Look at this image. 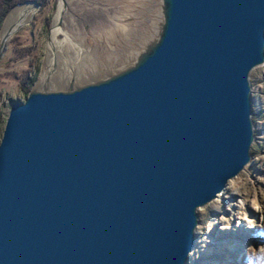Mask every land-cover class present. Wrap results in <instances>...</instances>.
Segmentation results:
<instances>
[{
  "label": "water",
  "instance_id": "1",
  "mask_svg": "<svg viewBox=\"0 0 264 264\" xmlns=\"http://www.w3.org/2000/svg\"><path fill=\"white\" fill-rule=\"evenodd\" d=\"M151 7L136 47L65 70L55 57L11 104L0 264H186L198 209L251 161L264 0ZM22 25L1 35L0 53Z\"/></svg>",
  "mask_w": 264,
  "mask_h": 264
},
{
  "label": "rangeland",
  "instance_id": "2",
  "mask_svg": "<svg viewBox=\"0 0 264 264\" xmlns=\"http://www.w3.org/2000/svg\"><path fill=\"white\" fill-rule=\"evenodd\" d=\"M60 1L41 4L33 18L10 35L0 53V141L11 104L25 100L28 81L37 79L49 61ZM65 1L63 27H57L60 63L67 56L71 62L84 56L80 66L94 59H116L149 32L152 0ZM29 3L33 2L18 5ZM16 6L3 20L0 37ZM250 80L255 125L252 159L214 200L198 209L197 246L186 264H264V64L252 70Z\"/></svg>",
  "mask_w": 264,
  "mask_h": 264
},
{
  "label": "bare ground",
  "instance_id": "3",
  "mask_svg": "<svg viewBox=\"0 0 264 264\" xmlns=\"http://www.w3.org/2000/svg\"><path fill=\"white\" fill-rule=\"evenodd\" d=\"M37 9H38V6H36V4H34V3H29V4L16 6L9 13V15L7 16V18H6L5 22H4V26H3V29H2V36L5 35L7 32H9L11 30H14L19 24L29 22L33 18V15L37 11ZM57 27L59 29H61V27H59V26H57ZM57 27H54L53 31H52V36H53V39H54V42L52 44L53 45L52 46L53 49L52 48H51V50L49 49V61L47 62V64L44 67V70H43V72L41 74V79H44L46 73L52 67L53 61L55 60V57H57V60H58L60 53H62V51L59 52L60 50L57 51L58 44H59V39L57 38V35L60 34V31H61V30H58ZM50 41H52L51 38H50ZM62 48H64V47H62ZM82 58L79 59L80 63H83V62L86 61V58H84V56H82ZM67 60L70 61L68 59V56H67V59L64 60V61L61 59V61H62L61 63L58 60L59 68L63 67L64 68L63 70H65L66 66H67L66 64L68 63ZM87 61H89V59H87ZM226 187H227V185H226Z\"/></svg>",
  "mask_w": 264,
  "mask_h": 264
},
{
  "label": "trees",
  "instance_id": "4",
  "mask_svg": "<svg viewBox=\"0 0 264 264\" xmlns=\"http://www.w3.org/2000/svg\"><path fill=\"white\" fill-rule=\"evenodd\" d=\"M31 1H36V2L43 4V5L46 4V2H47V0H2L1 8H0V29H1L3 20L5 19L6 15L14 6H16L18 4L31 2ZM35 80H36V77H34L30 81H28L29 90H30V88L33 85ZM29 90L27 91V94H28Z\"/></svg>",
  "mask_w": 264,
  "mask_h": 264
}]
</instances>
